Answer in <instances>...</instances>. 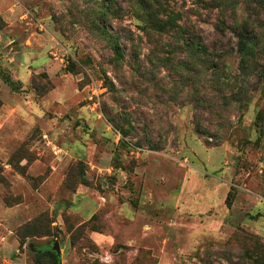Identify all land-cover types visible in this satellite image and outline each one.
Instances as JSON below:
<instances>
[{
	"label": "rangeland",
	"instance_id": "obj_1",
	"mask_svg": "<svg viewBox=\"0 0 264 264\" xmlns=\"http://www.w3.org/2000/svg\"><path fill=\"white\" fill-rule=\"evenodd\" d=\"M152 1L207 54L173 31L150 40L132 0H0V264H37L55 243L60 264L264 252V14L246 0ZM247 19L262 42L243 75L234 29ZM100 29L120 38L123 63ZM246 92L243 109L223 107ZM202 95L219 106L197 108Z\"/></svg>",
	"mask_w": 264,
	"mask_h": 264
},
{
	"label": "trees",
	"instance_id": "obj_2",
	"mask_svg": "<svg viewBox=\"0 0 264 264\" xmlns=\"http://www.w3.org/2000/svg\"><path fill=\"white\" fill-rule=\"evenodd\" d=\"M134 1L135 7L139 10L138 13H136V16L138 15L142 18L140 20H144L145 22V31L147 32V35L149 34V39L152 40V37L150 36H156V35H170L171 32H176L177 35L175 37H181V43H177L180 49H185L187 51L192 52H198L199 54L206 53L207 49L202 47L198 42L195 40L187 39V29L183 26H181L178 22L181 18V15L179 13H176L173 9H170L166 5H164L163 2H153L152 0H132ZM247 3H257L256 5L261 8V11L264 14V0H246ZM153 2V3H152ZM168 3V2H167ZM169 4V3H168ZM251 8L248 9L247 12H249ZM260 26L253 25L251 26L249 24V20H244L240 23H238L235 26L234 32L236 34V37L238 39L237 43V53L239 57V68L241 70V74L246 75L252 70L253 66L257 65L255 64L257 62V54L259 50L260 43L262 42V35L260 34ZM150 29V30H149ZM100 32L102 35L110 38V49L112 51L113 55V61L115 65H119L125 61V51L121 45V41L119 37H114L110 31H107L106 29H100ZM145 32V34H146ZM132 44L135 45L134 41L131 40ZM136 46V45H135ZM221 68L218 65L214 66L213 74L215 77H217L221 73ZM221 80H216L214 82L215 85L220 84ZM224 87V83L219 85L216 88H222ZM208 96V95H207ZM207 96L202 95L201 97L197 98V101L195 105L197 108H202V110H213L214 108L218 107L219 104L217 102H210L207 99ZM244 96V97H243ZM239 95L238 97H234L232 101H228L226 97L224 96L221 98L224 101V108H229L232 104H235L237 106L239 104L240 108L243 109L244 103L243 100L250 99L249 93L246 92L245 95ZM214 100V99H213ZM200 110V109H199ZM201 110V111H202ZM203 112V111H202ZM198 117V115H197ZM115 125V128L118 129L122 135L121 143L126 144V137L128 136L129 132L125 130L120 125L113 122ZM257 128V132L259 133V138L257 139V142L262 144L261 139L264 137V110L261 109L256 114V120L255 125ZM197 131L200 133V127L201 124L196 125ZM202 134V133H201ZM209 134V133H207ZM154 148V147H153ZM4 179L0 177V184L4 183ZM230 199V197H229ZM27 231H29V234L32 236H47V232L41 231L37 226L26 227ZM33 228V229H32ZM27 233L26 236H29ZM245 258H250L254 262V264H264V252L258 247L254 253H249L248 251L244 253ZM45 261H48L49 264H60V259L57 256L56 252L53 250H45L42 252V254L37 259V264H45Z\"/></svg>",
	"mask_w": 264,
	"mask_h": 264
},
{
	"label": "water",
	"instance_id": "obj_3",
	"mask_svg": "<svg viewBox=\"0 0 264 264\" xmlns=\"http://www.w3.org/2000/svg\"><path fill=\"white\" fill-rule=\"evenodd\" d=\"M51 250H53L54 252H56V254H57L58 257L61 256V249L59 248V246H58L57 243H55V244L52 246Z\"/></svg>",
	"mask_w": 264,
	"mask_h": 264
}]
</instances>
